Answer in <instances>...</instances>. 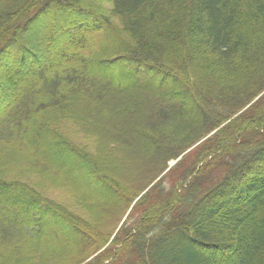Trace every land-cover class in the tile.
Masks as SVG:
<instances>
[{"label": "trees", "instance_id": "16d2710c", "mask_svg": "<svg viewBox=\"0 0 264 264\" xmlns=\"http://www.w3.org/2000/svg\"><path fill=\"white\" fill-rule=\"evenodd\" d=\"M139 74L166 104L155 105L162 120L202 116L208 128L155 184L184 152L148 153L173 134L150 131ZM263 91L264 0H0V264H264V96L246 108ZM220 108L229 114L213 119ZM65 121L121 136L150 177L134 183L70 141ZM9 166L115 217L91 222ZM132 203L139 222L121 224Z\"/></svg>", "mask_w": 264, "mask_h": 264}, {"label": "rangeland", "instance_id": "374dc122", "mask_svg": "<svg viewBox=\"0 0 264 264\" xmlns=\"http://www.w3.org/2000/svg\"><path fill=\"white\" fill-rule=\"evenodd\" d=\"M92 2H95V0H92ZM104 6L107 7V4H104ZM115 21L117 24H119L120 28L123 27L122 22L120 21V18L118 16H115ZM128 37L129 36L125 35V38L128 40V42L131 43V41H129ZM139 75L141 76L140 77L141 80H143L142 86L140 88L136 89V91H134L133 94L138 99V102L141 105H143V107L145 109L150 111L148 113V118L151 119L150 123L153 124L152 127H149V128H153V129H150V131L151 132L154 131L152 133L156 134V132H155L156 129L159 128V125L162 124L161 126L165 125V127H168V128L171 127V130L170 131L168 130V131L170 134L174 135V136L171 135L172 137L167 139L166 141H164V143L160 142L159 145L161 146V144H162V146H161L162 148L158 147L159 148L158 152L157 151L155 152L154 150H156V149H153V150L149 151L148 153L149 154L152 153V157H157L162 161V159L165 158V156L167 155V152L169 153V155L176 154L179 152H182V153L184 152L177 159L170 160L168 163V167L165 170H162L160 173L152 176V178H153V177L158 175L157 179L154 180V182H153V184H155L157 181H159V179H161L163 177V175L166 172H168L169 170H171L175 166V164L182 158V156L186 152L189 151V154H193L196 151V148L198 145V143L196 144L197 140L200 139L201 137H203V135L205 134V131L208 128H207V126L204 127L203 124H201L202 120H203L202 116H200L201 118L197 116V120H199V124H195L194 126L189 125V124L188 125L187 124H180V123L178 124V122L180 120H178L177 117L173 116V115L171 116V118L169 116V117H166L165 120H162L161 117L164 118V116H162L158 113L160 109H157L158 106L155 107V105L157 103L160 106H162V103L164 104V101H162V98L159 97V94L155 91L154 87L149 86L147 83H144L146 78H148L149 76H146L144 74H139ZM235 77H238V78L241 77L242 78L243 76H242V74L239 75L237 73H234L233 75L230 76V78H235ZM162 81L165 82L164 80H162ZM235 81H237V80H234L233 82L235 83ZM237 83H240V82L238 81ZM240 84H234L233 86L238 87V86H240ZM164 85L168 86L167 82L163 83L162 86H164ZM263 96H264V91L262 93H260L257 97L253 98L252 101L248 104V106L246 108H248L250 105L253 106L255 103L259 102L263 98ZM199 100L200 99L198 98V102H199ZM180 102H182V104H184V106H186V107H184L185 110H187L188 106H190V104L188 105L186 102L183 101L182 98H181ZM164 105H166V104H164ZM205 105H209L207 103V100L205 101V104H203L204 108H205ZM154 109H157V111H155ZM143 110H141V111H143ZM227 110L228 109L220 108L221 116L213 117V119L214 118H216V119L220 118L222 120L223 115L229 114V112L227 113ZM161 111H162V109H161ZM185 114H188V112L187 113L184 112V115ZM239 114L236 112V113H233L231 115H233V116L235 115L237 117V116H239ZM184 115H182V116H184ZM174 119L178 122L173 123ZM160 122H163V123H160ZM56 127L60 130V132H62L65 136H67V138L70 141H72L75 144H77L78 146L86 149L90 154L95 155L96 157L97 156L99 157L98 153L102 152V155L109 159V160L107 159L108 160L107 162H110L114 165L115 164L123 165V166L125 165L123 167V169L126 170V172H128V173L132 172V174H133L132 178L134 180L136 179V181H133L134 183H137V182L140 183V181H142L143 179H147L150 177L147 175L149 170L148 171L143 170L145 172L144 174H143L142 170H138V168H140V167H138V165H141L143 161L138 158V154L135 155L128 148H126L125 143H124L125 140L121 136L117 135L113 139H111L110 136L109 137L107 136L108 139L107 138L99 139L98 135L95 134L96 133L95 129L84 127L83 125L78 127L77 125H75L71 121H65L62 123L58 122ZM211 127H214V125ZM147 128H148V126H147ZM217 130L218 129L210 131L209 134H207V136H205V137L212 136L214 133L217 132ZM101 136L103 137V135H101ZM129 136H130L131 140H135L137 138L136 137L137 136L136 131L131 129ZM118 140H121L122 142H118ZM167 145H168V147H170V149H166ZM187 146H188V148H187ZM185 147L187 148L186 151H185ZM147 159H150V155L147 157ZM148 162H149V160H148ZM161 164L163 167L165 162H162ZM4 172L6 174H8V176L11 178L18 179L20 181L29 183L31 186L38 189V191H40L45 196L63 204L64 206H66L70 210L76 212L78 215L82 216L85 219H88L91 222L97 218L96 222L106 223V226H110V221H112V219H114V217H115V216H112L111 212H109L111 215H109V213L104 212V210H106L104 208H103L104 210L102 208H93V207L89 209L83 202H81L79 200L82 197L75 190H73L71 187H67L65 185L63 186L60 183L51 184L50 183L51 181H49L50 178H44L43 175L38 174L35 171L34 172H28L27 169L24 170V166H17V167L16 166H9V167H6V169H4ZM210 173L213 174L215 172H210ZM21 174H23V175H21ZM206 175H208V174H206ZM137 176H140V178ZM132 178H129V176L126 175V176H123L122 180H123V182H126L127 183L126 185H128V186H130L129 184H132L135 186V184L131 182L133 180ZM166 183L169 184L168 179L166 180ZM153 184L148 186V188L146 190H143V188H142L140 191H142V190L143 191L141 192L142 194L140 195V197L142 195H144ZM161 185L164 186V184H161ZM179 191H181V190H179ZM182 192H183V190H182ZM156 196L157 195L154 194L152 197L155 198ZM131 205L132 206H130L131 208L128 210V212L127 213L125 212L126 215L124 214L125 217H124L121 224H123V222H125V221L128 224H135V223L139 222L140 213H137V214L131 213V209H132L134 204L132 203ZM92 211L98 212L100 216L97 215L95 212H92ZM66 259H68V258H66ZM66 259H62L61 263H59V264H66L67 263V262H65ZM54 264H56V263H54Z\"/></svg>", "mask_w": 264, "mask_h": 264}]
</instances>
